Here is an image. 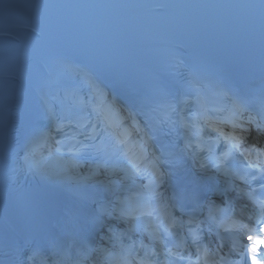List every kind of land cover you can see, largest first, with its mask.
<instances>
[{
  "label": "clouds",
  "instance_id": "clouds-1",
  "mask_svg": "<svg viewBox=\"0 0 264 264\" xmlns=\"http://www.w3.org/2000/svg\"><path fill=\"white\" fill-rule=\"evenodd\" d=\"M188 83L195 95L182 97L181 104H191L192 111L185 114L187 109L181 107L177 121L172 116L176 112V106L173 105L171 111L163 116V123L173 130L176 125L184 130L185 154L196 159L201 168L211 166L222 175L239 182L230 184L229 188H235L250 202L253 212L248 219L251 221L257 211L259 214L260 204L264 202V184L255 183L264 180V148L255 145L245 147L241 132H246L249 126L264 131V108L253 111L246 102L223 88L210 90L209 96L214 98L215 94L223 93L230 99L223 98L227 101L223 104L209 103L198 99L205 96L200 83L192 79ZM204 87L209 88L208 85ZM88 108L91 115L85 112L79 122L54 118L51 120V130L40 131V140L29 144L28 151L21 157L26 172L40 173L39 168L46 167L53 157L63 160L69 170L74 172L83 166L79 157L88 152L100 158L99 168L108 169L113 162L119 164L117 168L111 167L110 171L122 170L124 178L135 185L136 192L131 197L140 198L141 202L133 211H121V201L129 198L123 196L118 198L117 206L107 211V207L100 208L102 214H115L131 221L127 232L110 230L111 247L93 248L86 244V253L81 255V249H78L74 259L70 251L74 242H70L69 248L63 250L53 245L51 260L34 249L26 257V264H229L226 256L231 249L221 255L224 245L220 243L228 232V220L222 221L207 215V223L191 217L180 221L173 215V206L161 200L162 194L158 190L161 172L158 167L159 157L152 152V137L135 117L131 113L122 112L114 98L109 99L108 95L101 97L95 92L89 97ZM160 123L157 121L158 125ZM221 144L224 150L218 153ZM30 153L39 156L31 164ZM137 178L144 183L137 184ZM220 208H228L237 215L245 213L243 210L237 213L231 205ZM141 218L148 220V227L142 232L134 231L132 221ZM178 229L187 233L195 255L188 250L183 235L176 242L169 243ZM204 231L216 233L218 247L210 249L202 243ZM132 233L146 235L150 243H145L143 239H133ZM0 264L3 262L0 261Z\"/></svg>",
  "mask_w": 264,
  "mask_h": 264
},
{
  "label": "snow or ice",
  "instance_id": "snow-or-ice-1",
  "mask_svg": "<svg viewBox=\"0 0 264 264\" xmlns=\"http://www.w3.org/2000/svg\"><path fill=\"white\" fill-rule=\"evenodd\" d=\"M251 7H261L264 8V0H258V3H254L252 5H249ZM193 82L198 83L195 78L193 79ZM89 87L91 88V94L93 92L99 94L101 97L108 95V93H105L104 88L100 87L93 81L89 80ZM215 97H220L224 99H230L226 97L223 93L215 94ZM214 97V98H215ZM210 96H204L202 98L198 99H204L208 101L209 103H214L215 99ZM85 102L80 101V107H84ZM82 119V116L78 117L76 119L77 122H79ZM27 159V157H25ZM257 225H259V233L261 235H247V244L243 247H240L239 250L236 252L238 256H241V260L239 261V264H248L250 261V264H264V202H261L260 204V212L257 215L256 218ZM182 223V222H181ZM236 222L233 221L231 225H226V227H235ZM245 227L246 226H241ZM229 264H231V261H229Z\"/></svg>",
  "mask_w": 264,
  "mask_h": 264
},
{
  "label": "bare ground",
  "instance_id": "bare-ground-1",
  "mask_svg": "<svg viewBox=\"0 0 264 264\" xmlns=\"http://www.w3.org/2000/svg\"><path fill=\"white\" fill-rule=\"evenodd\" d=\"M45 171L46 172L53 171L56 173H60L63 176L71 177L74 180L84 179L85 181L86 180L89 181V180L105 179V180L117 181L120 183H128V181H126V179L122 174H119L118 172L106 171L97 167L82 166L77 170H75L74 172H71L69 170V166L63 160H59V159L55 161L51 160L48 163V165L45 167ZM133 223L145 229L148 227L149 222L147 219H142V220H135L133 221Z\"/></svg>",
  "mask_w": 264,
  "mask_h": 264
}]
</instances>
